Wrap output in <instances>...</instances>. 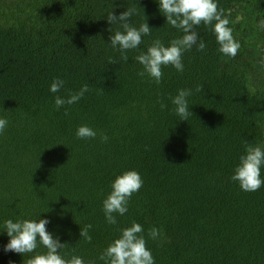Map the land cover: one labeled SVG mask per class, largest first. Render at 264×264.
<instances>
[{"label":"trees","instance_id":"1","mask_svg":"<svg viewBox=\"0 0 264 264\" xmlns=\"http://www.w3.org/2000/svg\"><path fill=\"white\" fill-rule=\"evenodd\" d=\"M215 2L240 44L237 55L222 54L201 23L205 50L185 51L183 72L163 66L157 84L138 75L135 57L152 39L167 46L182 35L159 0H0V118L8 122L0 133V264L34 255L4 251V221L39 217L66 243L60 254L86 264H104L101 253L133 221L154 264H264V184L246 192L231 179L244 141L264 146V0ZM132 6L130 23L152 29L124 61L109 39L119 25L106 17ZM55 78L65 82L58 93L49 90ZM84 84L90 91L77 103L55 107L57 95ZM178 89L193 92L186 121L171 102ZM82 124L96 136L78 138ZM126 170L143 186L108 224L102 201ZM87 224L91 242L80 237ZM153 227L161 232L155 240Z\"/></svg>","mask_w":264,"mask_h":264},{"label":"clouds","instance_id":"2","mask_svg":"<svg viewBox=\"0 0 264 264\" xmlns=\"http://www.w3.org/2000/svg\"><path fill=\"white\" fill-rule=\"evenodd\" d=\"M159 10L166 18V22L181 30L182 35L172 39L166 46L160 38L152 39L147 50L139 53L135 59L143 66V70L138 73L143 77L147 74L155 83L159 84L163 77L162 67L172 65L178 72H183L184 65L182 56L185 51H189L195 45L199 51H204L206 44L199 38L196 27L203 23L211 26L216 41L219 44V51L230 57H235L240 48V44L232 35V29L228 26L229 19L222 9H218L215 0H159ZM136 7L132 6L118 15L112 11L108 13L106 20L110 25L118 24L119 29L110 36V45L121 54V59L128 60V50L137 49L143 42V36L151 35V27L144 21L135 27L130 23V18L136 14ZM146 20V18H145ZM258 28L264 30V18L258 21ZM109 63H116V60L109 58ZM64 81L55 78L50 84V91L58 93L64 87ZM90 89L87 84L81 86L78 91L68 90L66 97L57 95L55 97V107L59 109L64 105L77 103ZM196 92H203V86L197 85ZM193 94L191 89H178L177 94L171 97V102L175 106V113L186 121L189 115L187 97ZM161 108L166 105L161 102ZM67 109L65 115H67ZM7 120L0 118V133L7 126ZM76 136L87 139L94 138L96 132L86 124L77 127ZM107 141L106 135L102 136ZM264 166V146L251 145L244 141V153L239 157V162L234 168L231 176L233 181L239 183L242 190L254 192L259 190L264 179L261 178V167ZM143 186V180L135 170H126L117 175L111 182L110 191L102 201L103 212L108 224L117 223L114 214L124 215L128 210V202L133 193L138 192ZM47 218L38 219H7L3 224V231L6 232L9 240L4 245V251L15 252L22 256L27 253H34L24 264H86L85 260L77 255H61L60 250L64 249L66 243H61L59 238L47 230ZM91 224L80 228V237L91 242L92 237L89 230ZM142 226L135 221L131 225L120 229V235L113 239L99 256V260L104 264H154L151 251L146 247V241L141 233ZM148 235L157 239L161 232L153 227ZM39 245L46 251L36 252ZM87 264H95L94 260H88Z\"/></svg>","mask_w":264,"mask_h":264}]
</instances>
